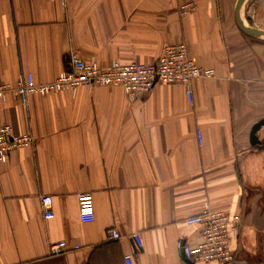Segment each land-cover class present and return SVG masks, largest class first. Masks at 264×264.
<instances>
[{
  "label": "crops",
  "instance_id": "1",
  "mask_svg": "<svg viewBox=\"0 0 264 264\" xmlns=\"http://www.w3.org/2000/svg\"><path fill=\"white\" fill-rule=\"evenodd\" d=\"M187 1L196 7L182 16ZM236 1L0 0V84L53 80L69 51L105 67L153 62L178 43L215 72L191 82V101L182 84L162 82L134 98L101 84L1 98L0 124L33 141L0 161V264H125V254L132 264H218L179 249L199 240L185 219L206 202L238 218L228 264H264V124L250 141L264 118V35L238 27ZM240 18L264 31V0H243ZM79 192L92 194L91 221L79 219ZM58 240L68 249L50 253Z\"/></svg>",
  "mask_w": 264,
  "mask_h": 264
},
{
  "label": "built area",
  "instance_id": "2",
  "mask_svg": "<svg viewBox=\"0 0 264 264\" xmlns=\"http://www.w3.org/2000/svg\"><path fill=\"white\" fill-rule=\"evenodd\" d=\"M196 7L195 2L182 3L178 10L184 16ZM67 70L60 72L53 80L37 82L33 76L19 77L15 84H0V99L6 95L18 98L22 103L30 93L46 95L49 93L68 91L74 94L79 86L119 85L129 98H134L149 92L155 84H182L188 100H192L191 82L198 78H210L215 75L212 68L199 66L189 56L184 43L167 45L153 62L134 61L123 64L116 60L101 67L95 60H84L77 52L67 53ZM200 138V137H199ZM29 133H15L9 124H0V161L5 162L9 152L16 148L31 144ZM79 219L88 222L93 219V199L90 192H79L76 195ZM40 206L44 219L53 216L52 197L49 194L40 197ZM186 224H197L200 227L199 240L195 244L183 243L179 249L185 260L189 262L216 261L218 264H228L233 260V254L228 247V237H237L239 221L236 216L230 218L225 212L212 210L204 203L201 212L185 219ZM115 228L108 230L110 239H119ZM137 234L131 238L138 247ZM74 245L73 248H78ZM68 249L65 240H58L49 247L50 253H60ZM125 264H132L131 254L124 255Z\"/></svg>",
  "mask_w": 264,
  "mask_h": 264
},
{
  "label": "water",
  "instance_id": "3",
  "mask_svg": "<svg viewBox=\"0 0 264 264\" xmlns=\"http://www.w3.org/2000/svg\"><path fill=\"white\" fill-rule=\"evenodd\" d=\"M243 0H237L235 4V9H234V16H235V21L238 27L244 31L245 33L252 34V35H264V31L260 29L253 28L251 26L245 25L241 18H240V7L242 4ZM264 124V118L256 122L250 133V141L251 143H256L257 142V137L255 135V132L261 127V125Z\"/></svg>",
  "mask_w": 264,
  "mask_h": 264
}]
</instances>
